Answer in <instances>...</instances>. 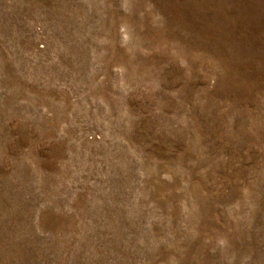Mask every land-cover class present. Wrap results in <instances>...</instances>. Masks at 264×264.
I'll return each instance as SVG.
<instances>
[{
	"label": "rangeland",
	"instance_id": "rangeland-1",
	"mask_svg": "<svg viewBox=\"0 0 264 264\" xmlns=\"http://www.w3.org/2000/svg\"><path fill=\"white\" fill-rule=\"evenodd\" d=\"M0 264H264V0H0Z\"/></svg>",
	"mask_w": 264,
	"mask_h": 264
}]
</instances>
